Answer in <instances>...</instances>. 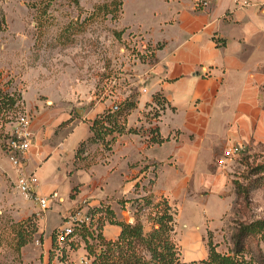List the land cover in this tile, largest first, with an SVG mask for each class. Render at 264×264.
Returning a JSON list of instances; mask_svg holds the SVG:
<instances>
[{"label":"rangeland","instance_id":"374dc122","mask_svg":"<svg viewBox=\"0 0 264 264\" xmlns=\"http://www.w3.org/2000/svg\"><path fill=\"white\" fill-rule=\"evenodd\" d=\"M168 6L166 0H0V89L19 97L15 112H0V150L5 156L8 158L4 142L21 113L34 119L44 106L74 99L80 115H85L87 110L101 104L116 108L117 103L134 93L141 101L151 96V87L145 93L138 85L148 86L146 71L148 64L154 63L156 47L137 28L151 29L163 19ZM142 74L145 76L139 78ZM151 105L145 110L146 118H154L156 110ZM75 113L79 115L78 111ZM231 146L243 149L220 165L218 159ZM231 146L214 156L206 171V182L203 180L198 188L191 184L179 186L170 195L177 212L174 239L183 260L206 257L209 236L220 251L232 253V236L240 222L264 219V140ZM89 151L80 164L97 163L98 170L104 168L105 173L101 145H91ZM176 169L173 170L176 174L184 172L179 165ZM142 171L137 188L131 183L125 193L106 194L107 183H102L93 196L105 205L111 202L122 215H129L126 202L133 201L129 209L135 212L134 201L147 193L146 189H140L141 185L151 188L148 178L159 176L163 170L153 166L143 168L133 179ZM199 172L205 178V170ZM14 179L15 174L0 169V264H43L45 253H40L39 248L44 250V237L40 233L33 241L39 248L30 245L19 255L14 247V227L23 217L19 208L21 194L14 188ZM163 186L167 188L166 184L162 189ZM118 197L122 207L116 201ZM91 202V198H86L70 209L56 235L69 213L81 210L84 215L88 207L94 209ZM153 211L148 207L142 215L147 231L153 225L149 221ZM56 220L51 215L43 224L51 227ZM248 244L250 250L260 244L264 251V240L258 243L254 237ZM60 249L65 251V257L58 264L89 263L86 243L80 235L62 246L57 245L56 250Z\"/></svg>","mask_w":264,"mask_h":264},{"label":"crops","instance_id":"0c3cea01","mask_svg":"<svg viewBox=\"0 0 264 264\" xmlns=\"http://www.w3.org/2000/svg\"><path fill=\"white\" fill-rule=\"evenodd\" d=\"M166 1L169 6L163 19L149 30L137 28L156 47V62L148 64L146 71L148 86L138 85L140 90L147 89L145 93L151 87L152 95L144 101L140 97L138 106L127 117L128 127L144 126V130L117 136L113 149L101 155L106 162L105 173L104 168L98 170L97 163L82 166L76 154L80 143L91 134L89 121L113 106L101 104L80 115L75 100L65 99L44 106L33 119L27 170L40 177V194L58 191L61 199L37 217L44 250L30 242L19 255L34 245L45 253L43 264H58V250L50 260L55 230L62 225L65 214L83 199L91 198L94 206L105 205L93 196L102 183H107L106 194L120 195L130 190L131 183H135L134 188L139 186L137 178L143 171L133 179L135 173L159 167L163 171L157 177H149L148 184L155 179L151 185L155 198L164 195L171 201L170 195L179 186L191 184L198 188L203 180L206 182V171L214 156L225 147L264 140V0H250L248 6H241L236 0H215L205 8L195 7L193 0ZM158 44L162 47L157 48ZM157 92L166 96V108L159 117L146 118L145 110L152 106L147 102H152ZM68 119L72 121L63 124ZM152 127H158L160 134L169 139L153 142ZM176 165L184 172L174 173ZM0 169L16 176L3 150ZM204 170L205 178L199 172ZM163 184L167 188L162 189ZM75 186L78 189L72 197ZM144 187L142 184L140 189ZM21 199L19 212L23 217L19 221L36 215L40 208L36 201L22 195ZM116 201L122 207L119 197ZM128 202L129 215L120 214L111 202L106 205L111 206L118 219L134 222V211L129 209L133 201ZM51 215L57 220L49 227L43 220ZM120 232L119 225L104 226L109 239L117 238Z\"/></svg>","mask_w":264,"mask_h":264},{"label":"trees","instance_id":"16d2710c","mask_svg":"<svg viewBox=\"0 0 264 264\" xmlns=\"http://www.w3.org/2000/svg\"><path fill=\"white\" fill-rule=\"evenodd\" d=\"M161 47V44L157 45V48ZM138 101V94H131L124 101L117 103L116 108H106L92 118L89 121L91 134L80 143L76 154L77 160L86 159L91 145H101L103 152L111 151L119 134L142 131V127H128L127 125V117L138 106ZM18 103L19 97L15 93H4L0 89V112L3 114L15 112ZM166 103V96L162 92H157L154 94L153 101L147 102V105L154 104L156 110L154 117H159L162 110L166 108ZM71 121L72 119H68L63 124H68ZM150 132L153 134L151 137L153 142L163 143L169 139V137L165 138L160 134L158 127H152ZM3 147L5 148V142ZM153 183L154 179H151L149 184L152 185ZM239 186L237 184L238 188ZM144 188L147 193L134 201V206L136 204L134 222L120 220L110 205H100L92 209L93 213H99L95 232L84 225H75L72 235H80L85 240L89 258L87 264H264V251L261 245L258 244L253 251L250 250L248 244L250 238H258V243L264 240L263 218L250 222H240L232 236L234 243L232 253L220 251L218 245L213 241V237L209 236L208 255L206 257L191 261L181 259L179 246L174 239L177 212L173 203L164 195L155 198L151 188ZM77 189L78 186L73 188L72 197H75L74 192ZM148 207L154 209L149 216V221L153 222L149 231L146 230L142 218L143 212ZM106 223L121 227V232L117 238L109 239L106 237L104 234ZM14 230L16 236L14 247L20 252L23 246L36 239L39 232L37 216L33 214L18 221ZM56 231L54 232V250L50 252V260L56 256L57 252ZM92 239L96 242L92 243ZM60 252L59 260L65 257V251L60 249Z\"/></svg>","mask_w":264,"mask_h":264},{"label":"built area","instance_id":"2783aa9c","mask_svg":"<svg viewBox=\"0 0 264 264\" xmlns=\"http://www.w3.org/2000/svg\"><path fill=\"white\" fill-rule=\"evenodd\" d=\"M214 1L215 0H193V3L197 8H205L210 6ZM236 2H240L241 6H248L251 4L250 0H236ZM143 91L146 92L147 89L143 88ZM32 122L33 119L29 114H19L16 118L12 134L8 136L5 141L4 150L6 151L16 173L14 179V186L16 190L24 198L36 201L39 204L40 208L36 212V215L38 217H42L45 211H47L54 202L61 199V196L58 191H53L48 195L40 194L38 192L40 177L36 173L27 170V161L34 135ZM242 149L243 147L231 146L226 150L225 154L218 159V163L220 165L225 164L227 161L231 160L234 155L241 153ZM98 218L99 213H93L89 207L88 211L84 215L81 213V210L69 213L67 215V221H65V224L61 227L60 231H58V245L62 246L68 241L74 239L75 235H72V233L75 225H84L91 231L95 232L97 230ZM59 254H61L60 250L58 251V255Z\"/></svg>","mask_w":264,"mask_h":264},{"label":"water","instance_id":"95a60500","mask_svg":"<svg viewBox=\"0 0 264 264\" xmlns=\"http://www.w3.org/2000/svg\"><path fill=\"white\" fill-rule=\"evenodd\" d=\"M79 113H81L80 110H79Z\"/></svg>","mask_w":264,"mask_h":264}]
</instances>
